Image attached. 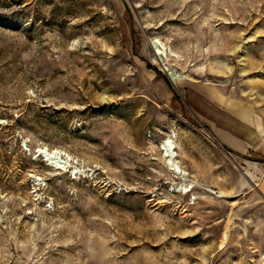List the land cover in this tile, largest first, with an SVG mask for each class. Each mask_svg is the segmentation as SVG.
Wrapping results in <instances>:
<instances>
[{"label":"rangeland","instance_id":"obj_1","mask_svg":"<svg viewBox=\"0 0 264 264\" xmlns=\"http://www.w3.org/2000/svg\"><path fill=\"white\" fill-rule=\"evenodd\" d=\"M0 264H264V0H0Z\"/></svg>","mask_w":264,"mask_h":264},{"label":"bare ground","instance_id":"obj_2","mask_svg":"<svg viewBox=\"0 0 264 264\" xmlns=\"http://www.w3.org/2000/svg\"><path fill=\"white\" fill-rule=\"evenodd\" d=\"M160 53L156 52V54L154 53V59L157 60V56ZM160 65H162V68L170 73L173 74L175 72V69L173 67H171V65L167 64L166 62H164V60L159 61ZM177 146V145H176ZM175 142L171 137H167L166 139H164L161 142V151H162V157L164 160V164L166 166L167 169H169L170 171H172L174 174H176L180 179H182L183 181H187V176L189 175V172L187 170H185L180 164L179 159L177 158V154L175 152ZM53 158L54 155L56 156L57 151H53L50 153ZM49 155V154H48ZM191 186V185H190ZM189 190V188H187L185 191Z\"/></svg>","mask_w":264,"mask_h":264},{"label":"water","instance_id":"obj_3","mask_svg":"<svg viewBox=\"0 0 264 264\" xmlns=\"http://www.w3.org/2000/svg\"><path fill=\"white\" fill-rule=\"evenodd\" d=\"M243 173L246 174L245 171H243Z\"/></svg>","mask_w":264,"mask_h":264}]
</instances>
